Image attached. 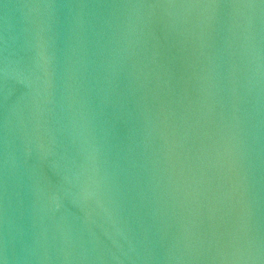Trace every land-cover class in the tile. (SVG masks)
Returning a JSON list of instances; mask_svg holds the SVG:
<instances>
[{"label":"water","instance_id":"95a60500","mask_svg":"<svg viewBox=\"0 0 264 264\" xmlns=\"http://www.w3.org/2000/svg\"><path fill=\"white\" fill-rule=\"evenodd\" d=\"M0 264H264V0H0Z\"/></svg>","mask_w":264,"mask_h":264}]
</instances>
